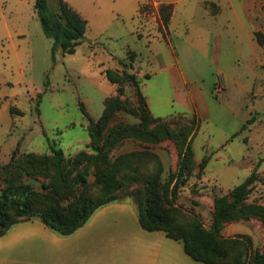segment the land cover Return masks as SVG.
Segmentation results:
<instances>
[{
	"label": "rangeland",
	"instance_id": "rangeland-1",
	"mask_svg": "<svg viewBox=\"0 0 264 264\" xmlns=\"http://www.w3.org/2000/svg\"><path fill=\"white\" fill-rule=\"evenodd\" d=\"M67 1L87 20L85 36L71 54L63 53L60 47L52 51L53 39L43 33L35 0H0V167L9 162L8 153L16 141L19 153H48L55 147L70 156L87 149L89 120L80 104L97 119L104 99L118 96L126 108L115 112L111 125L140 123L139 116L126 109L138 106L139 79L142 70H148L151 47L145 33L136 31L122 9L129 3L149 0ZM48 4L57 11L56 0H48ZM208 7L212 14L220 15L223 31H260L264 36V0H233L224 11L225 19L216 3L210 2ZM228 39L220 67L204 63L200 68L207 84L221 78L227 83L220 105L225 113L217 120L200 121L194 115L168 121L170 128L192 121L197 125L190 137L194 154L201 161L194 156L192 176L179 184L173 205L180 211V222L195 216L206 228L212 220L214 197L227 194L253 170L257 180L245 201L264 206V44L260 61L255 63L249 45L234 37ZM107 70L117 74L116 83L106 78ZM210 101L216 102L214 98ZM11 106L19 113L10 112ZM252 116L254 122L241 130ZM132 152L138 153L134 162L137 172L116 194L117 202L134 203L132 193L141 191L143 178L156 171L157 160L163 168V180L177 166L178 152L170 140L148 143L125 138L109 156L114 159ZM202 159L206 163L201 170ZM3 180L0 176V193ZM46 181L40 176L23 178V183L39 194L45 193L41 185ZM85 190L92 198H99L92 172L80 191ZM221 237L235 240L228 248V259L246 258L255 249H262L264 227L255 218L231 220L224 225Z\"/></svg>",
	"mask_w": 264,
	"mask_h": 264
},
{
	"label": "trees",
	"instance_id": "trees-1",
	"mask_svg": "<svg viewBox=\"0 0 264 264\" xmlns=\"http://www.w3.org/2000/svg\"><path fill=\"white\" fill-rule=\"evenodd\" d=\"M56 1V12L49 8L48 0H35L34 9L43 33L53 39L52 51L60 47L63 53L71 54L85 36L87 20L66 0ZM166 20L167 14H163V21ZM254 36L260 45L264 44L261 32L254 31ZM105 73L109 81L117 82L116 73L111 70ZM130 78L137 82L133 76ZM125 108L118 96H109L104 99L101 115L92 119L83 104H80L81 111L89 120L86 129L90 143L87 149L75 155L67 156L61 148L55 147L48 153H19L16 145L11 151L9 162L0 167V176H4L5 184L0 193V236L12 225L33 218L41 219L46 226L61 235L71 234L97 208L117 202L116 194L124 189L125 182L133 179L137 172L134 162L138 153H124L113 159L109 156L112 148L129 137L148 143L170 140L178 152L176 169L170 171L163 180V168L157 160L156 171L143 178L141 191L132 193L141 227L149 232L160 231L172 239L181 240L184 251L196 261L206 264H264V245L246 258L228 259V248L235 240L221 237L224 225L231 220L255 218L264 227V206L245 201L257 180L256 170L227 194L214 197L212 220L208 228L195 216L187 218L185 223L180 222V211L173 204L178 197L179 184L185 183L192 176L195 162L193 138L190 136L196 132L197 125L192 121L189 125L170 128V118H157L149 113L140 91L138 106H127L126 109L139 116L140 123L111 125L115 112ZM10 112L19 113L14 106L10 107ZM254 120V116L248 118L241 130L246 129ZM205 163L206 159H202L199 164L201 170ZM91 172L100 189L98 199L92 198L86 190L80 191L88 184ZM25 176L45 178L46 183L41 185L45 193H36L24 184Z\"/></svg>",
	"mask_w": 264,
	"mask_h": 264
},
{
	"label": "crops",
	"instance_id": "crops-1",
	"mask_svg": "<svg viewBox=\"0 0 264 264\" xmlns=\"http://www.w3.org/2000/svg\"><path fill=\"white\" fill-rule=\"evenodd\" d=\"M232 1L149 0L123 7V15L136 25V31L145 33L151 47L139 91L153 117L195 115L201 121L210 117L217 120L225 113L220 105L227 83L221 78L207 84L200 68L204 63L220 67L228 37L249 45L255 63H259L262 52V45L253 40V31H223L220 15L212 14L208 7L210 2L216 3L225 19L224 11ZM163 14H167L166 22ZM219 84L223 91L216 93ZM211 98L216 102L211 103ZM0 264L206 263L191 258L181 240L144 230L135 204L119 201L100 206L68 235L59 234L39 218L12 225L0 236Z\"/></svg>",
	"mask_w": 264,
	"mask_h": 264
},
{
	"label": "built area",
	"instance_id": "built-area-1",
	"mask_svg": "<svg viewBox=\"0 0 264 264\" xmlns=\"http://www.w3.org/2000/svg\"><path fill=\"white\" fill-rule=\"evenodd\" d=\"M221 90H222V86L220 84L215 86V92L216 93H220Z\"/></svg>",
	"mask_w": 264,
	"mask_h": 264
}]
</instances>
